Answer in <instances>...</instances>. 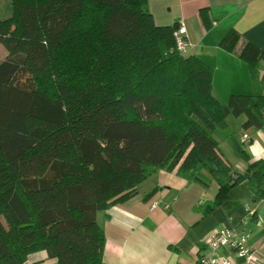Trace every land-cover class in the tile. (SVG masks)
<instances>
[{"label":"trees","instance_id":"trees-1","mask_svg":"<svg viewBox=\"0 0 264 264\" xmlns=\"http://www.w3.org/2000/svg\"><path fill=\"white\" fill-rule=\"evenodd\" d=\"M10 6L0 19V264L41 250L55 264H102L97 212L136 195L160 169L217 184L202 217L243 180L250 202H264V159L240 151L247 166L235 172L212 136L228 116L244 115L243 129L264 125L255 45L243 41L236 53L252 93L223 103L211 66L175 49L178 23L157 25L147 0ZM198 13L209 30L207 8ZM239 38L229 29L218 45L232 52Z\"/></svg>","mask_w":264,"mask_h":264},{"label":"crops","instance_id":"crops-1","mask_svg":"<svg viewBox=\"0 0 264 264\" xmlns=\"http://www.w3.org/2000/svg\"><path fill=\"white\" fill-rule=\"evenodd\" d=\"M204 7L212 24L209 30L198 13ZM147 10L157 25L183 26L189 44L186 54H194L211 66L212 92L219 101L225 103L230 94L252 93L246 64L236 53L243 41L255 45L259 75H264V0H147ZM229 29L240 36L232 52L218 45ZM229 119L226 127L214 130L212 136L233 171L243 173L247 162L240 151L250 161L264 159V125L243 129L245 117L240 115L231 130ZM216 191L217 184L210 178L204 187L165 169L148 176L138 184L136 195L97 212L105 238L102 264H196L197 257L206 251V235L229 227L248 234L258 264H264V202H250L252 193L243 180L228 191L222 204L202 217L200 208L211 203ZM154 201L157 203L152 207ZM23 264L55 261L41 250L30 253Z\"/></svg>","mask_w":264,"mask_h":264},{"label":"built area","instance_id":"built-area-1","mask_svg":"<svg viewBox=\"0 0 264 264\" xmlns=\"http://www.w3.org/2000/svg\"><path fill=\"white\" fill-rule=\"evenodd\" d=\"M175 49L186 53L189 44L182 25L173 32ZM246 135H243V139ZM154 201L151 206H156ZM205 253L197 257L196 264H258L259 257L248 243V234L235 227L210 231L205 239Z\"/></svg>","mask_w":264,"mask_h":264},{"label":"rangeland","instance_id":"rangeland-1","mask_svg":"<svg viewBox=\"0 0 264 264\" xmlns=\"http://www.w3.org/2000/svg\"><path fill=\"white\" fill-rule=\"evenodd\" d=\"M11 13V6H10V0H0V19H4L8 17ZM7 54L6 49L3 47V45L0 43V60H2ZM230 117V129H234V127L237 124V117L229 116ZM245 117V116H244Z\"/></svg>","mask_w":264,"mask_h":264}]
</instances>
